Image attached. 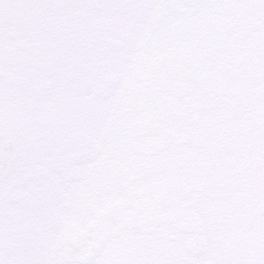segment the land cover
Segmentation results:
<instances>
[{
  "label": "snow or ice",
  "instance_id": "6c2138e0",
  "mask_svg": "<svg viewBox=\"0 0 264 264\" xmlns=\"http://www.w3.org/2000/svg\"><path fill=\"white\" fill-rule=\"evenodd\" d=\"M0 264H264V0H0Z\"/></svg>",
  "mask_w": 264,
  "mask_h": 264
}]
</instances>
